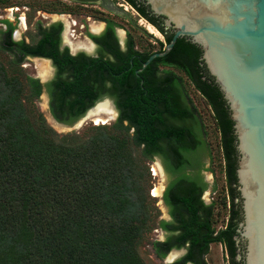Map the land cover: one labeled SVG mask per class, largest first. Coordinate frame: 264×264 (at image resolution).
<instances>
[{"label":"trees","instance_id":"16d2710c","mask_svg":"<svg viewBox=\"0 0 264 264\" xmlns=\"http://www.w3.org/2000/svg\"><path fill=\"white\" fill-rule=\"evenodd\" d=\"M126 1L148 15L135 0ZM107 22L106 40L91 38L114 60L60 52V24L38 26L42 39L34 45L14 41L15 27L7 20V29L0 30V264H146L138 245L154 229L166 233L164 241L152 242L158 257L186 249L172 264H207L211 244L226 249L230 264H241L235 259L241 206L233 122L201 65V50L179 38L169 54L136 74L154 52H135L131 39L127 54L119 52L117 25ZM158 29L169 43L172 35ZM159 44L162 51L165 44ZM27 56L50 58L59 68L46 86L57 120L71 124L110 95L119 111L116 121L92 127L85 139L57 141L42 116L34 114L42 85L22 72ZM171 67L186 76L214 114L231 199L228 222L219 230L214 204L202 198L206 184L199 183L204 158H212L205 125L185 81ZM66 69L70 76L63 80ZM108 82L112 90L105 87ZM134 149H141L145 160L163 159L171 220L156 219L146 187L150 173Z\"/></svg>","mask_w":264,"mask_h":264},{"label":"water","instance_id":"95a60500","mask_svg":"<svg viewBox=\"0 0 264 264\" xmlns=\"http://www.w3.org/2000/svg\"><path fill=\"white\" fill-rule=\"evenodd\" d=\"M69 1L96 4L121 17L128 15L112 0ZM136 1L142 2L151 16L162 20L165 31L172 34L164 49L151 54L136 74L169 54L179 38H185L201 50V65L222 93L233 122L237 154L236 202L241 206V220L234 237L235 259L241 264H264V0ZM52 78L53 74L41 82L45 84ZM106 101L117 115L113 102L103 98L71 124L53 115L51 119L60 128L71 130ZM160 166L164 172L161 161ZM174 252L179 253L170 262L183 254L177 249L169 254Z\"/></svg>","mask_w":264,"mask_h":264},{"label":"rangeland","instance_id":"374dc122","mask_svg":"<svg viewBox=\"0 0 264 264\" xmlns=\"http://www.w3.org/2000/svg\"><path fill=\"white\" fill-rule=\"evenodd\" d=\"M112 1L119 6H122V8L127 11L129 17L114 15L96 4L81 5L67 0H0V16H6L7 12L4 11V8L13 6L27 7L29 9L27 12L28 29L26 31L23 29L21 32L27 37V43L29 44L36 43V23L39 20H41L40 22L46 24L54 21L56 22L59 19H63L65 21L66 29L64 32V41L69 44L71 50L80 46L88 45L89 40L85 36L86 32H93L95 34L100 33L106 21H112L117 25V33L121 44H124L126 38H131L134 42L135 48L139 52L153 53L161 49L159 42L166 44L163 34L145 18H142L139 13L125 0ZM38 11L45 13L48 19H44L42 15L38 14ZM61 13L65 15L70 14L72 19L77 21L78 27L72 28L71 21L68 20L67 16H60L59 14ZM83 26L85 29H83ZM148 26L152 27L158 35L151 33L147 28ZM74 29L76 30V33H74ZM142 29H145L147 33L153 36V38L151 39L147 36ZM73 34H75V36H73ZM41 65H46L47 70H52L51 63L46 62L45 60L27 58L22 65V72L24 71L23 73L29 77L42 80L44 73L41 70ZM161 69H164V67H161ZM169 69L175 72L178 76H181L185 81L187 93L192 99L205 125L207 141L211 147L212 158L210 161V159L206 157L207 162H209V168L205 176L208 180L210 178L211 186L204 193L203 198L208 204H214V227L219 230L224 228L228 222L231 199L229 197V185L225 175L224 161L220 147V135L214 114L207 101L200 95L194 86L187 81L186 76L176 68L171 67ZM33 103L35 108L34 114L42 116V119L47 127L53 131V136L57 141L71 142L72 140L79 141L85 139L90 134V129L92 127L111 126L117 118L113 112L101 113L99 116L105 120V123L96 124L93 117H87L81 120L80 125L74 129L61 130L62 128L57 126L51 119L49 99L47 98V94L45 92H43L40 98L35 100ZM33 118L36 120L34 115ZM134 150L136 157L145 167L148 168V172L150 173V175L147 176L148 183H146V187L148 188L149 196L152 198V208L156 215V219L169 220L170 217L168 215V211L161 200L162 188L165 186L166 176L164 174L165 172L161 170L160 160L159 158H154L153 161L145 160L141 156V149ZM155 188L161 190L160 195L157 197L152 195V189ZM156 240H165L164 233L158 229H154L144 235L138 245L140 257L146 264L173 263L170 262V260L177 256L179 252L168 254L164 259L158 257L152 247V242ZM180 252L183 254L177 260L185 255L186 249H181ZM205 260L207 264H230L227 251L221 244H211L209 253L205 257Z\"/></svg>","mask_w":264,"mask_h":264},{"label":"flooded vegetation","instance_id":"af4514ba","mask_svg":"<svg viewBox=\"0 0 264 264\" xmlns=\"http://www.w3.org/2000/svg\"><path fill=\"white\" fill-rule=\"evenodd\" d=\"M69 1V0H67ZM126 1V0H125ZM136 1V0H135ZM71 2V1H69ZM127 2V1H126ZM137 2V1H136ZM72 3H75V2H72ZM139 4V6H143L147 12V16L143 15V13L141 12H138L136 9V11L139 13V15L142 17V18H145L150 24H152L154 27H156L157 29L158 28H162L163 32L167 33V34H171V31H165L163 25H162V20L158 19V18H155L156 21H154L152 18H154L153 16H151V14L148 12V8L142 3V2H137ZM79 4V3H77ZM81 5H86V4H81ZM119 6V5H118ZM131 6V5H130ZM122 8V6H120ZM123 9V8H122ZM28 8L25 7V6H22V7H8V8H4V11L7 12L6 16H0V30H6L7 29V26L6 24L4 23V21H9L11 22V24L15 27V30L13 31L12 33V39L16 42H25L26 44H29L27 43V37L24 36L21 32V30L24 29V31H26L28 28H27V22H28V16H27V12H28ZM125 10V9H123ZM126 11V10H125ZM127 12V11H126ZM38 14L39 15H42V17L44 19H48V17L45 15V13L41 12V11H38ZM60 16H67L68 17V20L71 21V26L72 28H76L78 27V23L77 21L73 20L71 15H65V14H59ZM121 17V16H120ZM123 17H129V15H126V16H123ZM61 18V17H60ZM63 18V17H62ZM67 20V21H68ZM41 20H39L37 23H36V30H37V40H36V43H38V41H40L42 39V35L39 33L38 31V26H42L44 28H47L49 29L50 27H52L53 25H57V24H60L62 26V29L60 31V33H56V36L58 38V50L62 53H65L67 52L70 56L72 57H75V56H78L80 54H84L86 56L87 59H95V58H100V57H103L104 59H113L114 60V56L110 55V54H106V52L103 51V46H101L99 44L98 41L94 40L91 38V35L93 36H97V37H101V40L102 42H104L106 40V38L103 36L104 33L106 32V29H107V26H108V22L106 21L105 22V25L102 29V31L98 34H95L93 32H86L85 36L88 38L89 40V44L88 45H85V46H80V47H77L76 49H73L71 50L69 44L67 42L64 41V32H65V29H66V25H65V21L63 19H59L58 21H54V22H51V23H42L40 22ZM83 29H85V27L83 26ZM115 34H116V45H117V50L121 53H124V54H127L128 52V41L131 39V38H126L125 41H124V44H121L120 42V39H119V36H118V33H117V27L115 29ZM159 30V29H158ZM142 31L147 35L149 36L151 39L153 38V36L149 33L146 32L145 29H142ZM160 31V30H159ZM74 33H76V30L74 29ZM73 36H75V34H73ZM164 36V35H163ZM132 40V39H131ZM35 43V44H36ZM29 45H34V44H29ZM134 51L135 52H139L135 46H134ZM140 53H143V52H140ZM38 56H27V58H37ZM135 57V56H133ZM26 58V59H27ZM38 58H42L41 60H49L51 62V65H52V69H53V78L48 81L47 83L43 84L40 80V83L42 85V93L45 91L49 97V110H50V113L51 115H53V117L55 118L52 110H51V97H50V94L47 90V84H49L50 82L54 81L59 73V68L54 64L53 60L50 59V58H45V57H38ZM47 62V61H46ZM70 65H67L66 67H68ZM61 76H62V79L63 80H66L68 79V77L70 76V70L69 69H66L64 70L63 72H61ZM38 79V78H37ZM91 80H88V83L90 82ZM107 89L109 90H112L113 88V85L108 82L105 86ZM92 88H95V85L92 86ZM103 98H109L114 106H115V109L117 111V115L116 117L118 118L119 116V111L117 109V106H116V103H115V99L113 97H111L110 95H104L102 96L99 100L103 99ZM82 117V116H81ZM116 118V119H117ZM56 119V118H55ZM57 120V119H56ZM59 121V120H58ZM116 121V120H115ZM207 157V156H206ZM206 157L204 158V169L201 171V179H200V185L202 186L203 184H206V189L204 191V193L210 188L211 184L210 182L208 181V179L206 178L205 174L206 172L208 171V168H209V162H207L206 160ZM155 158H159V160L161 161V164H162V167H164V172H165V176H166V183L164 184V188H162V195H161V200H162V203L163 205L166 207L167 211H168V215L170 217V211H169V208L166 206L165 202H164V195H165V192L167 191L168 189V186H169V175L166 171V168H165V164H164V161L163 159L160 157V156H156ZM202 180V181H201ZM201 182H203V184H201ZM204 193L202 195V198L204 196ZM204 200V198H203ZM205 201V200H204ZM206 202V201H205ZM207 203V202H206ZM208 204V203H207ZM171 220V217L170 219ZM167 220V221H169ZM159 230V229H158ZM161 231V230H160ZM163 232V231H162ZM164 235H165V239H166V233L163 232ZM186 254V253H185ZM181 259V258H180ZM178 261V260H177ZM176 262V261H175ZM174 263V262H173ZM172 264V263H171ZM190 264V263H189Z\"/></svg>","mask_w":264,"mask_h":264},{"label":"bare ground","instance_id":"6f19581e","mask_svg":"<svg viewBox=\"0 0 264 264\" xmlns=\"http://www.w3.org/2000/svg\"><path fill=\"white\" fill-rule=\"evenodd\" d=\"M148 28V30L151 32V33H153V34H155V35H158V34H156L155 33V31H154V29L152 28V27H150V26H148L147 27ZM47 61V60H46ZM40 67V66H39ZM41 70H42V72L44 73L43 74V77H49L51 74H52V72H53V69L50 71V70H47V67H46V65H41ZM108 112H110V113H112V107H111V104L109 103V102H103V103H100V104H98L96 107H95V109H93L92 111H90V113H89V118L90 117H93V119H94V121H95V123L96 124H101V123H105V120L104 119H102L100 116H99V114H101V113H108ZM61 130H63V129H61ZM162 170V169H161ZM160 189H158V188H155V189H152V195L153 196H159L160 195ZM174 254V253H173Z\"/></svg>","mask_w":264,"mask_h":264}]
</instances>
